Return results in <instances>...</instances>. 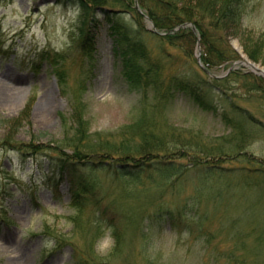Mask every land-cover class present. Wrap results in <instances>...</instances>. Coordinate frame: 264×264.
Listing matches in <instances>:
<instances>
[{"label": "rangeland", "instance_id": "obj_1", "mask_svg": "<svg viewBox=\"0 0 264 264\" xmlns=\"http://www.w3.org/2000/svg\"><path fill=\"white\" fill-rule=\"evenodd\" d=\"M126 2L131 7V0ZM111 9L132 24L125 6ZM82 20L72 2L0 0V264H77L72 247L57 249L67 242L77 246L82 258L105 264L115 242L109 225L123 243L110 264H148L149 259L160 264H227L230 254L243 257L245 264H264L262 86L237 78L224 86L237 108L251 118L246 142L238 145L222 114L203 112L182 99L161 107L154 93L148 94L149 82L141 88L129 84L101 22L96 23L92 59L83 56L74 41ZM144 25L155 35L164 33H154L146 19ZM237 26L239 34L228 36V47L239 61L244 56L264 68V0H249ZM146 41L164 77L195 66L182 61L184 54L177 48L163 46L173 62L160 54L154 38ZM249 49L256 52L255 60ZM45 52L51 57L43 60ZM195 54L201 56L197 49ZM231 66L213 73L224 75ZM233 72L244 74L249 68L237 65ZM2 93L12 100L6 101ZM45 97L50 99L47 104ZM217 104H223L219 98ZM146 117L164 142L171 143L170 150L188 149L202 157L223 147L233 159L226 157L217 172L190 170L169 181L154 174L155 183L131 167H117L120 171L110 174L98 170L96 181L85 184L84 192L70 190L65 178L49 171V159L56 155L52 149L70 136L64 134V118L72 119L73 127L79 118L86 120L98 140L115 147L135 145L125 132H134L135 124ZM11 136L14 142H2ZM184 143L195 147L185 148ZM28 145L39 153L32 154ZM144 242L153 245L145 247Z\"/></svg>", "mask_w": 264, "mask_h": 264}, {"label": "trees", "instance_id": "obj_2", "mask_svg": "<svg viewBox=\"0 0 264 264\" xmlns=\"http://www.w3.org/2000/svg\"><path fill=\"white\" fill-rule=\"evenodd\" d=\"M57 1L72 2L81 13L83 20L77 27V35L74 41L78 43L83 56L92 59L98 38L96 23L101 22L111 38L114 58H120L123 63L129 84L135 88H141L144 82H149L152 91L148 94L154 93L153 96L158 99L161 107L172 100L182 99L203 112L220 113L227 126L236 133L238 145L239 142H246V134H248L246 133V122L251 120L250 115H247L246 110L237 108L234 100H231V95L225 91L224 86L232 78L249 79L256 85L262 86L259 87V90L264 93V78L251 73L242 74L233 71L223 78L212 77L211 74H214V70L223 66L226 67V64H232L238 60V56L228 47L227 39L230 35L239 34L234 28L241 23L249 0H137L142 13L135 7V0H131V7L128 6L127 0ZM115 4L127 8V14L130 15L132 24L123 22L118 15L120 12L111 9L114 8ZM143 14L148 16L158 32L168 33L160 36L146 31ZM187 24L194 25L196 32H193L189 26L171 32L174 28ZM232 27L233 34L230 31ZM150 36L160 44L158 49L163 57L174 62L172 55L165 52L163 47L165 45L171 46L184 54L182 61L187 63L188 60H191L195 66L190 68L187 73L176 72L167 78L164 77L161 73L160 60L152 56L148 47L146 40ZM198 41L201 47V67L194 55ZM248 51L250 57L255 60L257 58L256 52H252L251 49ZM50 57L47 52L41 54L43 60ZM144 67H147V70L144 71ZM57 77L61 80L58 74ZM216 97L217 102L218 98L222 101L221 106L215 102ZM225 105L228 107L226 108ZM228 109L232 115L227 112ZM63 120L64 134L69 133L70 136L66 135L67 137L59 141L58 146L52 149L56 155L49 159L51 168L49 171L65 178L70 185V190L84 192L83 186L85 184L96 181L98 170L104 172L106 170L110 174L112 172L118 173L120 170L117 167L120 169L131 167L137 169L133 173H145V179L150 183H155L157 177L154 174L161 175L163 179L169 181L173 177H182L190 170L217 172L216 170L222 169L221 164L227 161L226 157L231 156L222 149L223 147L212 148L207 151V154L205 152V156L202 157L188 149L186 152L170 150L169 144L171 143L164 142L163 136L155 131L152 121L148 120L147 117L135 124L134 132H125L130 139L136 141L135 145L121 144L115 147L107 141L98 140L96 134L90 131L86 120L80 121L79 118L78 122H75V127L71 124L72 119L64 118ZM71 127L74 129L72 130ZM6 139L2 142H14L13 136ZM125 142L128 141L123 140L121 143ZM184 144H186L184 145L185 148L195 147L190 145L191 143ZM31 146L28 145V150H32V154L39 153V150L30 149ZM16 149L20 150L19 147ZM49 149L51 150V148ZM115 154L118 157H114ZM236 154L238 157L241 155L240 152ZM172 155L174 156L173 159L170 158ZM164 158L168 160L162 161ZM182 158H187L190 162L182 164L180 162ZM230 159L233 157L228 158V160ZM132 177L136 179L137 183L142 182L143 178ZM109 227H111L115 242L112 253L104 258L105 264H110L111 258L120 254L123 248V243L120 242L121 235L116 232L113 225H109ZM146 233L147 229H144L143 236ZM144 244L145 247H149V245H153V242H147V244L144 242ZM66 245L72 247L73 257L77 264L94 263L88 257L82 258L74 243L61 244V246H57V249ZM227 256V264H245L243 257L236 258L232 254ZM147 263L160 264L150 259ZM211 264H219V262L214 260Z\"/></svg>", "mask_w": 264, "mask_h": 264}, {"label": "water", "instance_id": "obj_3", "mask_svg": "<svg viewBox=\"0 0 264 264\" xmlns=\"http://www.w3.org/2000/svg\"><path fill=\"white\" fill-rule=\"evenodd\" d=\"M193 29V31H195V27L190 25ZM245 66L247 68H249L251 70V72L259 75V76H262L264 78V68H261L259 67L258 65H256L255 63L249 61L248 59H246L244 56H242V59L238 62H235V64L233 65L234 66ZM233 68L231 67L228 72H230Z\"/></svg>", "mask_w": 264, "mask_h": 264}, {"label": "bare ground", "instance_id": "obj_4", "mask_svg": "<svg viewBox=\"0 0 264 264\" xmlns=\"http://www.w3.org/2000/svg\"><path fill=\"white\" fill-rule=\"evenodd\" d=\"M2 89V88H1ZM8 90V89H7ZM6 89H2L1 90V92H3V91H7ZM2 95L4 96V99L6 100V101H11L12 100V95L10 96V94H4V93H2ZM49 101H50V99L49 98H47V97H45L44 98V102L47 104V103H49Z\"/></svg>", "mask_w": 264, "mask_h": 264}]
</instances>
